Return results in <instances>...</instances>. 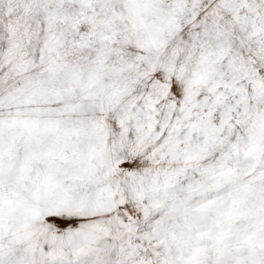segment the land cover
Masks as SVG:
<instances>
[{"label": "snow or ice", "instance_id": "6c2138e0", "mask_svg": "<svg viewBox=\"0 0 264 264\" xmlns=\"http://www.w3.org/2000/svg\"><path fill=\"white\" fill-rule=\"evenodd\" d=\"M0 264H264V0H0Z\"/></svg>", "mask_w": 264, "mask_h": 264}]
</instances>
